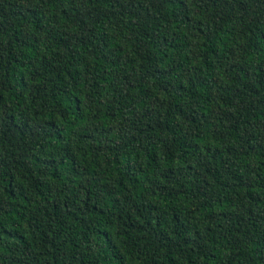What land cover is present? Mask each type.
Here are the masks:
<instances>
[{
	"label": "trees",
	"instance_id": "obj_1",
	"mask_svg": "<svg viewBox=\"0 0 264 264\" xmlns=\"http://www.w3.org/2000/svg\"><path fill=\"white\" fill-rule=\"evenodd\" d=\"M0 264H264V0H0Z\"/></svg>",
	"mask_w": 264,
	"mask_h": 264
}]
</instances>
